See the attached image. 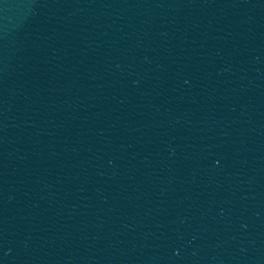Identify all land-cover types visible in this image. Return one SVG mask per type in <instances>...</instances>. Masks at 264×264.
I'll list each match as a JSON object with an SVG mask.
<instances>
[{
  "label": "water",
  "instance_id": "obj_1",
  "mask_svg": "<svg viewBox=\"0 0 264 264\" xmlns=\"http://www.w3.org/2000/svg\"><path fill=\"white\" fill-rule=\"evenodd\" d=\"M0 264H264V0H0Z\"/></svg>",
  "mask_w": 264,
  "mask_h": 264
}]
</instances>
